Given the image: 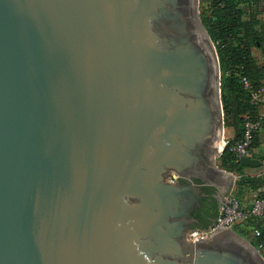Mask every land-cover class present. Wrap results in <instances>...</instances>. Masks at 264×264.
Here are the masks:
<instances>
[{
    "label": "water",
    "instance_id": "1",
    "mask_svg": "<svg viewBox=\"0 0 264 264\" xmlns=\"http://www.w3.org/2000/svg\"><path fill=\"white\" fill-rule=\"evenodd\" d=\"M223 131L198 0H0V264H264L230 227L181 251L165 174L226 184L215 222Z\"/></svg>",
    "mask_w": 264,
    "mask_h": 264
},
{
    "label": "trees",
    "instance_id": "2",
    "mask_svg": "<svg viewBox=\"0 0 264 264\" xmlns=\"http://www.w3.org/2000/svg\"><path fill=\"white\" fill-rule=\"evenodd\" d=\"M206 13L202 14V23L213 41L221 70V99L227 125L233 126L235 138L241 137L242 115L247 113L251 119H259L258 106L251 101L249 90L244 89L242 77L249 80L253 89L264 85V65L254 57L253 49H264V22L258 18L262 12V0H205ZM264 120V117L262 118ZM261 121V120H260ZM260 129H264L262 122ZM259 141L254 134L253 147ZM254 153L253 155H255ZM257 157V156H256ZM261 158H264L261 157ZM221 166L238 174L233 195L242 206L248 207L252 199L264 196V176H251L244 173V166L236 160L227 146L220 156ZM237 190V191H236ZM255 195L252 197V194ZM214 218L217 216L218 203L212 204ZM214 222V221H213ZM208 222L204 227L213 223ZM244 236L252 229V244L261 245L264 257V213L262 216H250L243 222L234 225ZM257 230L258 235L254 234Z\"/></svg>",
    "mask_w": 264,
    "mask_h": 264
},
{
    "label": "built area",
    "instance_id": "3",
    "mask_svg": "<svg viewBox=\"0 0 264 264\" xmlns=\"http://www.w3.org/2000/svg\"><path fill=\"white\" fill-rule=\"evenodd\" d=\"M244 89L249 90V95L252 102L264 101V85L256 89L252 88L251 83L245 77L241 79ZM241 137L234 142H230L228 138L224 139L226 147L229 146L230 152L234 155L237 161L241 157L255 158L260 161L261 165H264V158L255 157V147H253L254 134L260 129L261 121L258 119H251L250 116L245 113L242 115ZM264 213V196L262 198H254L250 202L248 207L242 206L238 199L233 195V188L228 192L226 197L221 203V208L218 217L214 223L203 229H193L189 233L190 239L201 238L208 239L218 233L219 231L234 225L239 224L246 220L250 216H262ZM258 231L255 230L254 234L258 235ZM261 248V245L256 247Z\"/></svg>",
    "mask_w": 264,
    "mask_h": 264
},
{
    "label": "flooded vegetation",
    "instance_id": "4",
    "mask_svg": "<svg viewBox=\"0 0 264 264\" xmlns=\"http://www.w3.org/2000/svg\"><path fill=\"white\" fill-rule=\"evenodd\" d=\"M196 152L198 156H201L202 158H206L207 156L202 148L197 149ZM175 173L176 172L173 170H168L165 174V180L167 177H170V179L166 181L171 184L193 185L197 192V197L191 194L184 195L186 209L184 211V216L182 217L184 222L182 224V233L179 236L181 251H184L186 246L194 242L188 237L190 231L193 229L206 228L207 226L204 227L206 223L215 220L212 204H214V202L219 204L221 196H223L227 190V185L223 184L222 186L215 188L211 185L204 184L197 177L190 176L180 178Z\"/></svg>",
    "mask_w": 264,
    "mask_h": 264
},
{
    "label": "crops",
    "instance_id": "5",
    "mask_svg": "<svg viewBox=\"0 0 264 264\" xmlns=\"http://www.w3.org/2000/svg\"><path fill=\"white\" fill-rule=\"evenodd\" d=\"M262 1H263V9H262V12H260L258 14V18L264 22V0H262ZM253 54H254V57L256 58L257 62L259 64L264 65V49H261L260 47H256L253 49ZM255 104L258 106V112H259L258 117L261 120L262 125L264 127V120L262 119L264 117V101L255 102ZM229 127L231 129V135L229 136L228 139H233V138H235V130H234L233 126H229ZM257 134L259 136V141L257 144L255 143V150H256L255 155L260 158V157L264 156V129H259L257 131ZM243 170H245L244 173L251 175V176L264 175V165H261V164L259 166H256V167L244 166ZM233 189H234V186H233ZM254 195H255V193L252 194V197Z\"/></svg>",
    "mask_w": 264,
    "mask_h": 264
},
{
    "label": "rangeland",
    "instance_id": "6",
    "mask_svg": "<svg viewBox=\"0 0 264 264\" xmlns=\"http://www.w3.org/2000/svg\"><path fill=\"white\" fill-rule=\"evenodd\" d=\"M206 1L205 0H198V7H199V11H200V17H201V19H202V14H207L206 13ZM221 75H222V73H221V70H220V89H221ZM222 107H223V105H222ZM223 113H224V111H223ZM226 122H228V120H226L225 119V116H224V131H223V139H226V138H229V136L231 135V129H230V127H229V125H227L226 124ZM216 165H218V167H220V168H222V169H224V170H226L227 172H230L229 170H227L226 168H224V167H222L221 166V162H220V157L219 158H217V160H216ZM244 172H245V170H243ZM232 175H234L235 176V181H237L238 180V174L237 173H235V172H230ZM259 176H264V175H259ZM258 176V177H259ZM170 179V177H167L166 178V180H169ZM237 191V190H236ZM239 228L240 227H232V230L236 233V234H238V235H240L237 231L239 230ZM252 229H250L244 236H242V235H240V236H242V237H244V238H246L248 241H250L251 243H252ZM188 237H189V235H188ZM259 251H260V253H261V250L260 249H258ZM262 254V253H261Z\"/></svg>",
    "mask_w": 264,
    "mask_h": 264
}]
</instances>
